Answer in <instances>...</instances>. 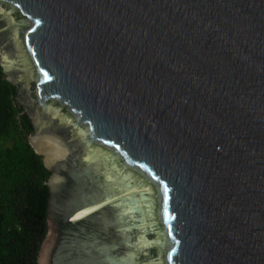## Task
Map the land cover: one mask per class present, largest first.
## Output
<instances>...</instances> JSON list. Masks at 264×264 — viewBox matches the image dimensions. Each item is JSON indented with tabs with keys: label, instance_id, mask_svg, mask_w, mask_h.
<instances>
[{
	"label": "water",
	"instance_id": "1",
	"mask_svg": "<svg viewBox=\"0 0 264 264\" xmlns=\"http://www.w3.org/2000/svg\"><path fill=\"white\" fill-rule=\"evenodd\" d=\"M0 66L34 264H264V0H0Z\"/></svg>",
	"mask_w": 264,
	"mask_h": 264
},
{
	"label": "trees",
	"instance_id": "2",
	"mask_svg": "<svg viewBox=\"0 0 264 264\" xmlns=\"http://www.w3.org/2000/svg\"><path fill=\"white\" fill-rule=\"evenodd\" d=\"M0 66V264H34L46 236L48 172L31 148L32 126Z\"/></svg>",
	"mask_w": 264,
	"mask_h": 264
},
{
	"label": "flooded vegetation",
	"instance_id": "3",
	"mask_svg": "<svg viewBox=\"0 0 264 264\" xmlns=\"http://www.w3.org/2000/svg\"><path fill=\"white\" fill-rule=\"evenodd\" d=\"M16 94H17V90H16ZM15 99H16V97H15ZM16 101H17V99H16ZM18 102V101H17ZM19 103V102H18ZM20 105V104H19ZM23 108V107H22ZM23 111L27 114V112L25 111V109L23 108ZM28 115V114H27ZM29 117V116H28ZM30 119V118H29ZM30 122H31V120H30ZM31 126H32V124H31ZM34 133H35V130H34V128H33V126H32V133L31 134H29V136H28V141H29V144H30V137L31 136H33L34 135ZM36 154V153H35ZM37 155V154H36ZM38 156V155H37ZM40 158H41V161H42V157L41 156H39Z\"/></svg>",
	"mask_w": 264,
	"mask_h": 264
},
{
	"label": "snow or ice",
	"instance_id": "4",
	"mask_svg": "<svg viewBox=\"0 0 264 264\" xmlns=\"http://www.w3.org/2000/svg\"><path fill=\"white\" fill-rule=\"evenodd\" d=\"M37 23H39V22H37Z\"/></svg>",
	"mask_w": 264,
	"mask_h": 264
}]
</instances>
